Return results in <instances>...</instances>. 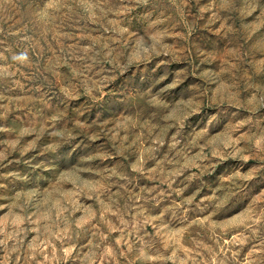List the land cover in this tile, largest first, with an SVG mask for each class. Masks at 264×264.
Returning a JSON list of instances; mask_svg holds the SVG:
<instances>
[{
    "label": "rangeland",
    "instance_id": "374dc122",
    "mask_svg": "<svg viewBox=\"0 0 264 264\" xmlns=\"http://www.w3.org/2000/svg\"><path fill=\"white\" fill-rule=\"evenodd\" d=\"M0 264H264V0H0Z\"/></svg>",
    "mask_w": 264,
    "mask_h": 264
}]
</instances>
